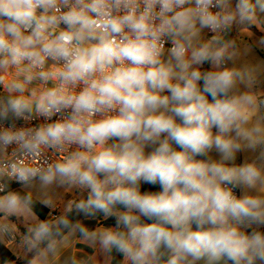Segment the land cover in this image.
Instances as JSON below:
<instances>
[{
  "label": "clouds",
  "instance_id": "1",
  "mask_svg": "<svg viewBox=\"0 0 264 264\" xmlns=\"http://www.w3.org/2000/svg\"><path fill=\"white\" fill-rule=\"evenodd\" d=\"M261 16L264 0H0V212L32 213L16 185L86 193L28 229L33 264L63 230L123 264H264V99L251 90L264 68L234 66L226 38ZM245 151L257 157L238 164ZM14 229L0 221V237Z\"/></svg>",
  "mask_w": 264,
  "mask_h": 264
},
{
  "label": "crops",
  "instance_id": "2",
  "mask_svg": "<svg viewBox=\"0 0 264 264\" xmlns=\"http://www.w3.org/2000/svg\"><path fill=\"white\" fill-rule=\"evenodd\" d=\"M247 29H248L247 34L245 35L247 36L248 39H251L253 43L255 42L256 45L258 38L264 36V16L260 17L258 25L247 27ZM240 34L241 32L239 31L232 32L226 38L231 39V37L239 36ZM257 49L260 52L264 53V45L257 46ZM240 52H241V57H240ZM243 54L244 52L238 51V57H240V59L242 58ZM257 64H260L262 68H264V55L260 53L258 55H251L249 60H247V62L244 63V65H257ZM239 90L246 91L247 89L245 88L244 85H240ZM251 90L258 97L264 99V70H262L261 73L258 75L257 83L253 86ZM260 111L261 113H264V107H261ZM256 157H257V152L245 151L243 153H239V158L237 163L238 164L242 163L244 159L252 160L255 159ZM80 194H81L80 199L86 198V193H80ZM63 209L65 210V208ZM47 217L48 216L46 214L45 218H40V217L39 218L45 220L47 219ZM102 220H104V218H102ZM100 225L103 224H97L95 227H98ZM23 230L27 232L28 229L27 230L23 229ZM19 235L21 237L20 241L14 243L9 247H5L14 255L17 262H20L24 259L23 256L28 250L27 246L23 243L24 237L26 236L25 232L20 230ZM0 242L2 243L1 238H0ZM32 252L36 253L35 250H33ZM29 259L30 260H28L29 261L28 263L32 264L36 259V254ZM73 260L77 261L78 264H87V263L110 264L111 257L105 256L102 253H100L98 248L89 247L86 243L82 241L80 236H78V233H76L75 235H69L67 231L58 240V251L56 256L53 257L49 255L47 261H41V264H73ZM121 264H123L122 261Z\"/></svg>",
  "mask_w": 264,
  "mask_h": 264
},
{
  "label": "rangeland",
  "instance_id": "3",
  "mask_svg": "<svg viewBox=\"0 0 264 264\" xmlns=\"http://www.w3.org/2000/svg\"><path fill=\"white\" fill-rule=\"evenodd\" d=\"M247 27H241L237 30H234L233 32L239 31L241 34L239 36L231 37V40L235 41V44L237 46V52L242 51L244 52L242 58L241 57V52H240V57L237 56L234 66L236 67H241L244 66V63L249 60L251 55H258L259 53L264 55V53L260 52L257 49V46L255 45V42L253 43L251 39H248L245 34H247ZM244 32V33H243ZM246 32V33H245ZM205 38L207 39V32H205ZM252 46L251 51H246V48L248 46ZM233 65L230 64L229 67H232ZM204 69H208L209 65L205 64ZM214 158L218 159V156H216L215 153L212 154ZM239 158V153L237 154V162ZM15 189L21 194H27L31 193L33 197V205L32 208H35L37 212H43L44 210L47 211V216L51 208L59 204L63 208L66 207V205L69 203V201H76L81 198V194L79 191L72 189V190H65L63 188H54L50 190L47 194L43 193L40 191L38 185H34L32 187H22V186H15ZM45 198H50L52 200L51 206H46L45 204L41 203V200ZM40 219L38 215L32 211V213H27L21 217H5L4 213L0 212V221H5L7 223L13 224L15 226V230L20 233V230L22 229H29L30 227L34 226L35 224L40 222ZM28 231V230H27ZM36 253H33L32 251L27 250L25 255L23 256V264H29L28 260L29 258L33 257ZM25 261V262H24ZM27 261V263H26ZM33 264V263H32ZM38 264H41V261L38 262Z\"/></svg>",
  "mask_w": 264,
  "mask_h": 264
},
{
  "label": "trees",
  "instance_id": "4",
  "mask_svg": "<svg viewBox=\"0 0 264 264\" xmlns=\"http://www.w3.org/2000/svg\"><path fill=\"white\" fill-rule=\"evenodd\" d=\"M211 99V98H209ZM142 190L143 191H159L158 187H153L151 185H142ZM33 212H35L40 218H45L47 211H43L42 213L37 212L35 208H33ZM69 218L73 221L77 220H82L83 223L87 224L90 228L95 227L97 224H103L105 226H110L114 224V221L112 219H108L107 221L102 220V216H97L94 218H88L84 219L82 217L76 216L75 213H70L68 214ZM25 232L26 235H28V232L24 231L23 229L21 230ZM67 232V230H63L61 236L56 237L57 241ZM79 236V233H78ZM41 248L45 247V244L40 245ZM110 264H121V257L119 254L113 252L112 255L110 256ZM25 262V261H24ZM27 263V261H26ZM0 264H23L22 261L17 262L14 255L3 246V244L0 242ZM90 264V263H87Z\"/></svg>",
  "mask_w": 264,
  "mask_h": 264
},
{
  "label": "built area",
  "instance_id": "5",
  "mask_svg": "<svg viewBox=\"0 0 264 264\" xmlns=\"http://www.w3.org/2000/svg\"><path fill=\"white\" fill-rule=\"evenodd\" d=\"M211 35H212V33L207 32L208 38H210ZM38 122L39 121H33V123H38ZM58 155H59L58 153H54V152L48 153V157L51 161H55L56 159H58ZM234 191L237 195H240L238 190H234ZM64 214H65V210L59 204H56L51 208L49 215H48L46 220L55 221L57 219V217L64 215ZM0 238L2 240V244L4 247H9V246L13 245L14 243L21 240L19 233L15 229H14V231H11L10 233H8V234H6Z\"/></svg>",
  "mask_w": 264,
  "mask_h": 264
}]
</instances>
